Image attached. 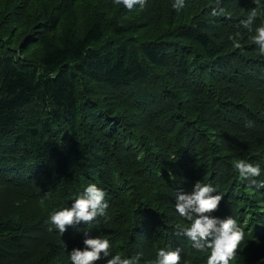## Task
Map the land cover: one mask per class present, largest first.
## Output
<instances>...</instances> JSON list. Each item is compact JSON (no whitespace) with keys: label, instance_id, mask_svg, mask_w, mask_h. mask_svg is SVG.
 Returning a JSON list of instances; mask_svg holds the SVG:
<instances>
[{"label":"trees","instance_id":"16d2710c","mask_svg":"<svg viewBox=\"0 0 264 264\" xmlns=\"http://www.w3.org/2000/svg\"><path fill=\"white\" fill-rule=\"evenodd\" d=\"M174 3L0 0V264H72L86 234L110 242L93 264H156L161 248L207 264L177 235L176 196L197 181L223 196L206 215L244 231L229 264H264V188L234 167L264 181V0ZM90 184L106 215L61 235L50 215Z\"/></svg>","mask_w":264,"mask_h":264},{"label":"clouds","instance_id":"9594fccd","mask_svg":"<svg viewBox=\"0 0 264 264\" xmlns=\"http://www.w3.org/2000/svg\"><path fill=\"white\" fill-rule=\"evenodd\" d=\"M116 4H122L127 9L131 10L135 5L144 7L146 0H114ZM172 7L180 10L184 7V0H175ZM223 11V9H220ZM212 16L218 15L216 8L212 9ZM255 17V12L242 21L244 27L251 31V25ZM230 39H234L230 37ZM254 41L259 45L261 54H264V26L256 28ZM240 47L237 41L234 45ZM251 127V124L246 125ZM234 167L238 170L241 177L250 180L251 185H256L258 188H264V181L259 182L253 179L260 175V167L254 166L251 163L238 161ZM216 189L211 184H202L197 181L193 190L190 193H178L176 196V211L188 221L190 226L183 228L177 235L183 234L191 241L193 247L203 250L208 248L211 254L207 259V264H229L230 260L234 259L236 251L241 241L244 239V231L237 224V221L231 216L223 220H218L215 217H210L206 213H210L217 209L218 203L223 198L222 195H211ZM105 192L98 188L95 184L88 185L84 192L77 196L70 208H65L56 211L50 215L52 225L59 229L62 235L66 225H75L80 221L88 224L100 215H106L108 203L105 201ZM52 231V227H49ZM84 248H74L69 253L72 264H93L101 258V253L104 256H109L110 242L107 239L100 237H87L83 241ZM141 254H137L132 259L122 258L119 255L111 256L107 259L106 264H133V260L138 261ZM180 249L166 251L161 248L157 252L156 264H179Z\"/></svg>","mask_w":264,"mask_h":264},{"label":"rangeland","instance_id":"374dc122","mask_svg":"<svg viewBox=\"0 0 264 264\" xmlns=\"http://www.w3.org/2000/svg\"><path fill=\"white\" fill-rule=\"evenodd\" d=\"M201 183L204 184L203 181H201ZM205 184H207V183H205ZM211 185H212V184H211ZM212 186H213V185H212ZM213 187L216 189L215 186H213ZM214 194H215V191H213V192L211 193V195H214ZM218 206H221V203H220ZM224 214L226 215V218L229 217V216H231V217L234 219V217H233L232 215H230V214H226V213H224Z\"/></svg>","mask_w":264,"mask_h":264},{"label":"bare ground","instance_id":"6f19581e","mask_svg":"<svg viewBox=\"0 0 264 264\" xmlns=\"http://www.w3.org/2000/svg\"><path fill=\"white\" fill-rule=\"evenodd\" d=\"M11 202V201H10Z\"/></svg>","mask_w":264,"mask_h":264}]
</instances>
